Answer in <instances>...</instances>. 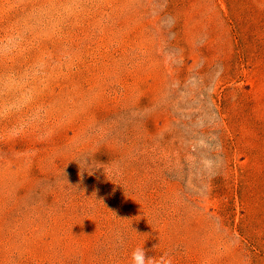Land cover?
I'll use <instances>...</instances> for the list:
<instances>
[{
  "label": "rangeland",
  "instance_id": "obj_1",
  "mask_svg": "<svg viewBox=\"0 0 264 264\" xmlns=\"http://www.w3.org/2000/svg\"><path fill=\"white\" fill-rule=\"evenodd\" d=\"M264 264V0H0V264Z\"/></svg>",
  "mask_w": 264,
  "mask_h": 264
},
{
  "label": "clouds",
  "instance_id": "obj_2",
  "mask_svg": "<svg viewBox=\"0 0 264 264\" xmlns=\"http://www.w3.org/2000/svg\"><path fill=\"white\" fill-rule=\"evenodd\" d=\"M130 264H172V260L168 253L149 255L143 246H137L130 252Z\"/></svg>",
  "mask_w": 264,
  "mask_h": 264
}]
</instances>
